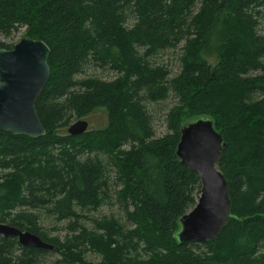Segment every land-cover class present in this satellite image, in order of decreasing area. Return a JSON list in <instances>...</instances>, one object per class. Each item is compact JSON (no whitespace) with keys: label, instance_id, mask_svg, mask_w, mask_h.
<instances>
[{"label":"trees","instance_id":"obj_1","mask_svg":"<svg viewBox=\"0 0 264 264\" xmlns=\"http://www.w3.org/2000/svg\"><path fill=\"white\" fill-rule=\"evenodd\" d=\"M261 24L264 0H0V48L21 28L50 48L36 101L45 134L0 131V222L53 244L57 264H264ZM180 44L169 77L156 57ZM169 92L177 103L157 136L148 105ZM96 109L104 128L60 133ZM187 115L212 118L223 137L231 216L216 238L178 244V219L200 194L175 154ZM105 205L120 212L91 216ZM48 251L0 235V264H41Z\"/></svg>","mask_w":264,"mask_h":264},{"label":"water","instance_id":"obj_2","mask_svg":"<svg viewBox=\"0 0 264 264\" xmlns=\"http://www.w3.org/2000/svg\"><path fill=\"white\" fill-rule=\"evenodd\" d=\"M49 46L40 39L22 37L10 49L0 48V131L38 138L45 134L36 112V101L45 86L50 69ZM80 118L68 128L69 135L88 131ZM225 146L213 119L199 116L180 127L176 157L179 163L199 174L200 194L195 205L178 219V244L204 242L216 238L230 218L228 183L217 168ZM0 235L17 238L20 245L54 249L39 236L0 222Z\"/></svg>","mask_w":264,"mask_h":264},{"label":"rangeland","instance_id":"obj_3","mask_svg":"<svg viewBox=\"0 0 264 264\" xmlns=\"http://www.w3.org/2000/svg\"><path fill=\"white\" fill-rule=\"evenodd\" d=\"M198 6H199V3H197L196 7ZM258 31L264 34V24H261L258 27ZM24 36H25L24 28H21L19 31L10 35L8 38L6 39L1 38V39L5 43L13 45L14 43L18 42ZM180 47H181V44L175 48L162 52L156 57V60L160 64H163L169 70V77L175 76L176 74H178L180 70V61H179V57L181 54ZM85 72H86L85 75H96V76L103 77V78H110L112 75L111 72H108V71L102 72L95 68L87 69ZM176 103H177L176 97L171 92H169L168 96L164 100H161L155 103H150L148 105V110L152 117V126L157 136H161L166 133V128L164 125L165 114L168 111V109ZM83 119L87 120L89 124L88 130L102 129L107 124V116L103 109H96L91 114L84 117ZM189 119H191V116H188V115L184 118L185 121ZM66 132H67V127L60 130L61 134L66 133ZM246 177L248 178V176ZM117 207L118 206L105 205L101 207L98 211L92 212L91 216L97 217V215H99L98 217H100V216L108 215L111 213L118 214L120 211ZM121 214L122 212L120 213V215ZM88 220L89 221L88 222L86 221V223L88 224L89 227H91L92 221L90 220L92 219H88ZM39 224L44 228V230L47 233H49V235L58 236L60 238L61 236H63V230L62 231L59 230V228L62 226L61 224L55 223L51 219L45 218L44 216H41L39 220ZM87 257L90 259H94L95 261L99 259V256L97 254L95 255L90 254V255H87ZM58 259H59V255L51 250L39 256V261L41 264H57L56 260Z\"/></svg>","mask_w":264,"mask_h":264}]
</instances>
